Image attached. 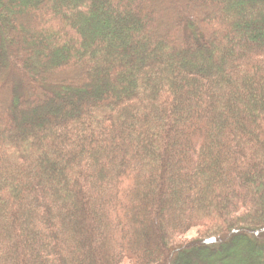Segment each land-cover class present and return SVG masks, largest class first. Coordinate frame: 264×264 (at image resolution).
<instances>
[{
    "label": "trees",
    "instance_id": "16d2710c",
    "mask_svg": "<svg viewBox=\"0 0 264 264\" xmlns=\"http://www.w3.org/2000/svg\"><path fill=\"white\" fill-rule=\"evenodd\" d=\"M0 264H264V0H0Z\"/></svg>",
    "mask_w": 264,
    "mask_h": 264
},
{
    "label": "rangeland",
    "instance_id": "374dc122",
    "mask_svg": "<svg viewBox=\"0 0 264 264\" xmlns=\"http://www.w3.org/2000/svg\"><path fill=\"white\" fill-rule=\"evenodd\" d=\"M199 230L197 228H192L190 230H188L184 235L183 237L186 239V240H191L193 238H195L197 236V232Z\"/></svg>",
    "mask_w": 264,
    "mask_h": 264
}]
</instances>
